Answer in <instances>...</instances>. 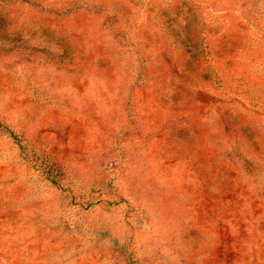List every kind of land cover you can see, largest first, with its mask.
I'll return each instance as SVG.
<instances>
[{"label":"rangeland","instance_id":"rangeland-1","mask_svg":"<svg viewBox=\"0 0 264 264\" xmlns=\"http://www.w3.org/2000/svg\"><path fill=\"white\" fill-rule=\"evenodd\" d=\"M101 1L0 0V264H264V0Z\"/></svg>","mask_w":264,"mask_h":264},{"label":"trees","instance_id":"trees-1","mask_svg":"<svg viewBox=\"0 0 264 264\" xmlns=\"http://www.w3.org/2000/svg\"><path fill=\"white\" fill-rule=\"evenodd\" d=\"M101 2H99V0H88V1H84V0H80V3L73 7V8H68L66 11H58L59 15L61 14H67V13H72V12H76L77 10H82V11H91V9L95 10V11H99L104 10V7L107 6H102ZM115 7L112 8V10H114ZM106 9V8H105ZM117 24H119V21L117 20V17H115L114 22L113 20L111 21V25L116 26ZM167 29L171 32L174 33L175 30H172L171 27V21H168V23H166ZM112 26V27H113ZM179 35H183V38L181 39V46L183 47V50L185 51V60L179 64V65H175L174 66V70L175 72L179 73V71L181 70V74L182 75H186L187 73H189L190 71H192V69H194L195 64L201 62L204 58V60H206V58L211 57V53L208 51V48L200 42H196V40H198L197 35H191L189 33V31H183L178 33ZM49 52V64L53 65V66H58L60 67L61 63H63L62 61H64L66 59V57L70 56V55H66V57H62V55L56 51L55 49L53 50H48ZM188 59H187V58ZM62 67H64V65L62 64ZM181 68V69H180ZM180 74V73H179ZM149 73L146 70H142L140 75H139V80L142 81L144 83H146L148 81L149 78ZM205 75V74H202ZM139 83V82H138ZM140 84V83H139Z\"/></svg>","mask_w":264,"mask_h":264}]
</instances>
